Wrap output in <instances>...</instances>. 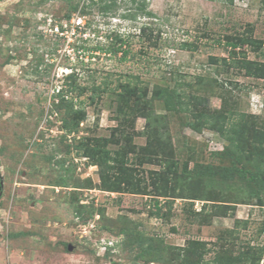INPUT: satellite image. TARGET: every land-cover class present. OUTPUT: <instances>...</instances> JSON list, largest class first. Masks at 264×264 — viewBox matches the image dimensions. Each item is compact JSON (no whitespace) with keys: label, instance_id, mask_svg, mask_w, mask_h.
Wrapping results in <instances>:
<instances>
[{"label":"rangeland","instance_id":"1","mask_svg":"<svg viewBox=\"0 0 264 264\" xmlns=\"http://www.w3.org/2000/svg\"><path fill=\"white\" fill-rule=\"evenodd\" d=\"M92 1L0 0V264H264V0Z\"/></svg>","mask_w":264,"mask_h":264},{"label":"trees","instance_id":"2","mask_svg":"<svg viewBox=\"0 0 264 264\" xmlns=\"http://www.w3.org/2000/svg\"><path fill=\"white\" fill-rule=\"evenodd\" d=\"M131 3L135 6L134 8H130L127 13H124V15L122 16V18L124 20H131V21H135L137 20L138 14H142L145 17L151 18L152 17V13L147 11V5H146V0H130ZM211 1H219V2H224V3H228L229 5H233L235 0H211ZM92 3L96 6L99 7V9L101 10V12L104 13H109V12H113L115 10H118L117 7V0H98V1H92ZM151 30V24L150 25H146L144 24V26L142 27V29L140 30V34L139 36H144ZM152 32V30L150 31ZM151 36V35H150ZM114 40L116 41L117 44H110L109 48L106 49L104 52L108 53V54H112L114 56H117L118 54H121V58L123 60H126V58L128 57L130 51L128 48V41L124 40L123 37L119 34L115 35V37H113ZM148 39H151L150 37ZM219 44H221V42H223V40H218L217 41ZM257 40L254 39L251 36H247V35H243L242 37H239L238 39L235 40H231V41H227L224 43V45L226 46V48L229 50V58H214L215 62H218L219 60L222 62L221 65H225V66H229L231 64H236L237 68H239V70H244L245 75L247 77H255V78H263L264 77H259L258 74H253L252 72H254V70H260L261 72L264 70V65L259 64V63H255L253 61H250L247 59V54L244 53V51H246L247 48H253L257 45ZM195 43L193 42H184L182 45V50H186V51H193V49L196 48V46L194 47ZM260 46H262V44H259ZM104 50V49H102ZM242 50V53H240ZM241 54V55H239ZM239 55V56H238ZM238 56V57H237ZM135 57V55H133V58ZM253 68V69H252ZM255 68V69H254ZM263 73V72H262ZM134 84L137 86L138 82L137 81H133ZM124 88H130L131 83H124ZM72 91H75V89ZM157 96L158 98H163L164 99V103L166 106V110L170 111V112H174L177 109H179L180 106V95L176 90L170 89V88H161L156 90ZM82 96V91H80L78 93V98ZM64 102V100H62ZM78 105H82L83 101H77ZM67 104V108H69L72 113H76L74 111V108L77 106L74 102V99H70L66 101ZM81 112V111H80ZM65 124V121H64ZM79 123H74L73 127H78ZM82 147V146H81ZM94 151H96V149H94ZM207 170H203L201 171L199 174H203L204 173H214L212 167H207ZM220 178H222L223 180H234L235 177H238L239 179L244 180L247 185L249 186L252 182H254L256 180V177L254 176V174H252L249 170L246 169H238V168H225L223 169V172L219 173ZM197 177H205V176H199L197 175ZM200 181V180H198ZM259 189H257L258 191ZM255 194V193H254ZM256 197L259 198L258 193L255 194ZM157 206V204H156ZM159 211V210H158ZM254 252H252L251 250L248 251L246 253L247 257L252 259V256L255 258L254 260L257 259V256H259L258 260L263 259L264 261V249H260L257 253L253 254Z\"/></svg>","mask_w":264,"mask_h":264},{"label":"water","instance_id":"3","mask_svg":"<svg viewBox=\"0 0 264 264\" xmlns=\"http://www.w3.org/2000/svg\"><path fill=\"white\" fill-rule=\"evenodd\" d=\"M69 248H71V247H69Z\"/></svg>","mask_w":264,"mask_h":264}]
</instances>
